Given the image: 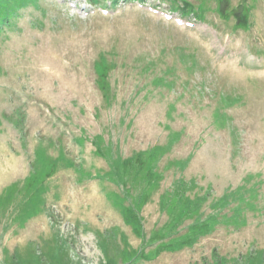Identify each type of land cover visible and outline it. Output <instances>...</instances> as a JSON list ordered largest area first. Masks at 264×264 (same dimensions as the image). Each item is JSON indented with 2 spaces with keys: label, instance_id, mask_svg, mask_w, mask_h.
Wrapping results in <instances>:
<instances>
[{
  "label": "rangeland",
  "instance_id": "obj_1",
  "mask_svg": "<svg viewBox=\"0 0 264 264\" xmlns=\"http://www.w3.org/2000/svg\"><path fill=\"white\" fill-rule=\"evenodd\" d=\"M70 2L0 0V264H264V0Z\"/></svg>",
  "mask_w": 264,
  "mask_h": 264
}]
</instances>
